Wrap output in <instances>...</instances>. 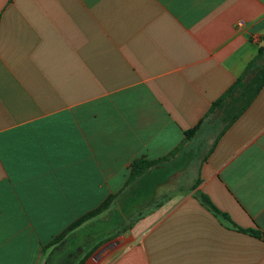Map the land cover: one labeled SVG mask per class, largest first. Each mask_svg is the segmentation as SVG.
<instances>
[{
  "label": "crops",
  "instance_id": "obj_1",
  "mask_svg": "<svg viewBox=\"0 0 264 264\" xmlns=\"http://www.w3.org/2000/svg\"><path fill=\"white\" fill-rule=\"evenodd\" d=\"M262 47L264 0H0V264H264L238 230L264 233V86L239 114ZM183 142L114 242L101 214L52 245Z\"/></svg>",
  "mask_w": 264,
  "mask_h": 264
},
{
  "label": "trees",
  "instance_id": "obj_2",
  "mask_svg": "<svg viewBox=\"0 0 264 264\" xmlns=\"http://www.w3.org/2000/svg\"><path fill=\"white\" fill-rule=\"evenodd\" d=\"M263 55L264 47L260 49L259 55L250 64L244 74L245 78L253 73L255 74V78L253 79L249 89L246 90L245 96H242L243 105L239 114L251 105L253 100L260 93L264 86V68L261 69L259 67L260 62H262ZM242 81V79L238 80L237 83L232 88H230L228 92L220 100H218V102H216V104H214V106L212 107V111H214L216 107L223 106L226 100L231 99L237 92H239V86ZM239 114H237L232 121H234L239 116ZM198 128L199 126L187 132L186 139H191V137L195 135ZM189 161L190 159H187L184 155V142L180 146H178V148L173 150L170 154L160 159L149 160L145 157H141L134 160L129 166L130 174L124 192L120 196L111 195L98 208L79 218L69 228H67L65 232L56 237L52 245H55L62 241L69 233L79 228L84 223L110 210L112 204L118 198L120 199L121 208L119 211L113 214L114 218L111 219L112 221H116L118 225L124 224L125 217H129L130 215L134 214L139 206H142L143 204H145V202L151 203L152 201H154L157 188L161 184H165L174 173L185 169ZM160 170L163 172L162 177L160 180L155 182L151 176L155 172H160ZM205 203L207 205H210L216 215L222 216V214L214 206H212L206 198ZM238 230L243 231L245 233H250L257 238L264 239V233L260 231L244 230L241 228H239ZM102 231H104V229ZM115 236L117 237V234H115ZM114 238H110L107 241H110Z\"/></svg>",
  "mask_w": 264,
  "mask_h": 264
},
{
  "label": "rangeland",
  "instance_id": "obj_3",
  "mask_svg": "<svg viewBox=\"0 0 264 264\" xmlns=\"http://www.w3.org/2000/svg\"><path fill=\"white\" fill-rule=\"evenodd\" d=\"M187 174H188V171H187ZM186 174V175H187ZM181 178V177H180ZM196 178H197V169H192V171H191V173L189 174V175H187L186 177H184V175H183V181L185 180V184H187L188 186L190 185H193L194 183H195V181H196ZM173 189H174V187H172V188H168V189H166V191H169V192H173ZM162 197V195H160L159 196V198H161ZM147 205L148 204H146V205H142L141 207H139L138 208V210L139 211H143L144 209L146 210V208H147ZM117 208H118V204H117V202L111 207V209L110 210H108V211H106V212H104L102 215H101V219H103V220H106V222L104 223V224H101L100 225V227H99V229L101 230V229H104V234H103V237L102 238H107V237H109L108 238V240L110 239V238H114V237H116L115 236V233L118 231V226H120V225H118V223L116 222V221H112V219L111 218H113V214H115V212H117ZM138 212V211H137ZM136 214V213H135ZM135 214H132V215H130L129 217H125V222H124V225L125 226H128V225H130V224H132L131 222H133V219H134V216H135ZM76 230V229H75ZM119 233H121L122 232V229H119V231H118ZM114 239H112V241L110 240V241H107V239H106V241H103L102 243H100L99 245H98V250H100L101 248H103V247H105L106 245H108L109 243H111V242H114L113 241ZM97 250V251H98Z\"/></svg>",
  "mask_w": 264,
  "mask_h": 264
},
{
  "label": "water",
  "instance_id": "obj_4",
  "mask_svg": "<svg viewBox=\"0 0 264 264\" xmlns=\"http://www.w3.org/2000/svg\"><path fill=\"white\" fill-rule=\"evenodd\" d=\"M181 172H182V170H181V171H178V172H176V173H174V174L170 177V179H169L168 181L171 182L172 179H174L175 177H177V175H178L179 173H181ZM147 203H148V202H145V204H143V205H146ZM139 207H141V206H139ZM139 207H138V208H139ZM111 247H112V245L107 246L102 252H105V251L109 250Z\"/></svg>",
  "mask_w": 264,
  "mask_h": 264
},
{
  "label": "built area",
  "instance_id": "obj_5",
  "mask_svg": "<svg viewBox=\"0 0 264 264\" xmlns=\"http://www.w3.org/2000/svg\"><path fill=\"white\" fill-rule=\"evenodd\" d=\"M243 25H244V22L243 21L239 23V26H243Z\"/></svg>",
  "mask_w": 264,
  "mask_h": 264
}]
</instances>
